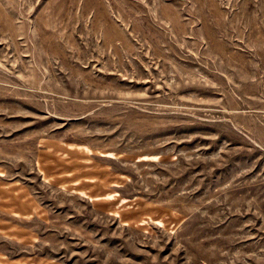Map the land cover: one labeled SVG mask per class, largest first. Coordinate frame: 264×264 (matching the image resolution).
<instances>
[{
	"label": "rangeland",
	"instance_id": "1",
	"mask_svg": "<svg viewBox=\"0 0 264 264\" xmlns=\"http://www.w3.org/2000/svg\"><path fill=\"white\" fill-rule=\"evenodd\" d=\"M0 264H264V0H0Z\"/></svg>",
	"mask_w": 264,
	"mask_h": 264
}]
</instances>
